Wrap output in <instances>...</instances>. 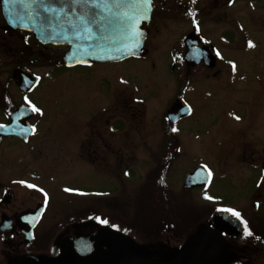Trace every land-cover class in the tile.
I'll use <instances>...</instances> for the list:
<instances>
[{
	"label": "flooded vegetation",
	"instance_id": "obj_1",
	"mask_svg": "<svg viewBox=\"0 0 264 264\" xmlns=\"http://www.w3.org/2000/svg\"><path fill=\"white\" fill-rule=\"evenodd\" d=\"M152 1L153 12L148 27L149 36L142 54L137 58L148 57L147 43L156 33L158 36L152 40L153 44L157 39H161V50L170 54L177 53L171 56L172 69L181 67L175 72L183 76L180 83L184 85V91L190 90L197 82L221 86L224 91H234L238 65H245L249 60L254 59L250 53L253 47L248 46L249 42L257 46L264 45V0ZM0 46L2 48L0 63L5 58L11 62V73L0 85V114H3V116L0 115V125H9L16 111L26 107L31 109L28 124L33 129V134H29L26 140L16 136L0 135V264H116L122 256L132 255L134 258H140L142 256L140 238L131 228L133 223H126L122 217L113 218L104 215L105 213H98L92 209L91 205L87 212L81 215L75 211L68 212L69 215L58 217V219H56L57 216L48 218L53 211L50 212V209L54 208L55 195L48 186L39 181L45 176L44 170L52 171V169L41 171L25 167L30 160L39 159L32 157L31 152L37 151L39 155H42L40 149L45 150L46 142H41V146L37 148L38 137L44 135V132H41L42 128L69 127L62 119L66 112L56 109L46 111L43 107L31 102L30 95L36 91L45 76L38 75L33 65L37 66L46 60L51 63L52 69L75 70L81 67L90 68L94 64L67 67L63 62V56L68 47L42 45L32 33L9 27L2 15L1 6ZM50 50H53L54 58L44 59L45 53ZM213 62L214 67H210L209 64ZM18 68H25L41 78L32 91L24 93L16 85L13 72ZM100 75H103L101 81L110 89L107 99L103 103H96V106L92 104L84 115L80 116L78 111L71 112L73 120L70 126L74 133L75 156L83 162L79 164L77 173L94 174L93 170L105 172L107 181L114 184V189L100 196L101 199H105L101 202L105 207L120 209L125 207L126 203L125 177L130 175L135 177L136 173L126 170L125 153L118 151L115 160L107 159L109 154L102 159L96 158L97 150L94 145L93 131L94 128L101 127L113 136L125 131L126 93L121 79L115 85L110 73ZM8 81L16 86L18 95L13 93L12 89L5 87ZM241 91H246V88ZM258 94H262L264 102V76L261 77L257 86L248 88L246 93V107L264 112V104L251 103L252 98ZM186 96L182 99L190 107V115L171 124L166 113L169 126H176L192 116L193 109L186 101ZM178 99H175L170 107ZM33 106L39 111H33ZM244 120L247 123L244 137L232 143L230 150L223 152L222 155L225 157L218 159L219 172L226 177H232L231 189L237 193L236 199L224 201L209 216L197 221L199 229L191 234L189 233L191 224L187 223V230L182 234H176V237L182 238L183 241L175 247L171 243L175 235V227L164 220L163 225L155 231L154 238L165 239L162 249L159 248L162 258L156 259L159 262L170 263L178 260L183 247L189 240L197 233L208 230L224 242L222 253L215 264H264V121H254L252 113ZM10 140H15L18 146L25 149L24 153L18 155L22 167L14 173L9 170L10 163L13 161L11 145L8 144ZM158 141L153 152L156 167L152 168L149 174V178L153 174L154 198L158 197L163 207L170 209L176 205L184 208L186 203L196 204L192 200L194 195L187 201L180 202L175 199L179 195L174 194L170 183L169 176L173 162L180 155L173 152L170 145L182 143L178 137L173 138L167 135ZM112 145L111 141L105 142L109 151L114 150ZM161 148L164 150L159 152ZM97 161L101 164L95 167ZM196 168L189 171L186 176ZM18 174L21 177H17ZM212 174L214 179L213 171ZM200 188L202 187L184 189L182 192L188 194L187 192ZM19 189L23 192H19ZM40 206H45L41 217L32 218V213ZM224 209H232L238 212L240 217L237 218ZM219 213L229 215L228 231H223L221 227L213 223L214 216ZM188 216L189 214L186 221ZM44 219L48 222L43 223ZM48 223L50 225L46 227ZM245 223L252 233L250 236L245 235ZM234 224L237 225L238 230L233 227ZM70 239L78 242L72 243L70 247ZM91 243H94L92 251H90Z\"/></svg>",
	"mask_w": 264,
	"mask_h": 264
},
{
	"label": "rangeland",
	"instance_id": "obj_2",
	"mask_svg": "<svg viewBox=\"0 0 264 264\" xmlns=\"http://www.w3.org/2000/svg\"><path fill=\"white\" fill-rule=\"evenodd\" d=\"M156 36H158L156 33L153 34L151 41L147 43L146 59L132 58L121 63L94 64L90 68L81 67L75 70L52 69L51 63L46 60L37 66L33 65L38 75L45 76L36 91L30 95L31 102L46 111L56 109L66 112L62 119L69 127L42 128L41 132H44V135L38 137L37 148L41 146V142H46L45 150L40 149L42 155L37 151L31 152L32 157L39 159L30 160L25 166L41 171L52 169V171L44 170L45 176L39 181L48 186L55 195L54 208L50 209V212L53 211L48 218L57 216L58 219L69 215L68 212L75 211L81 215L92 205V209L98 213H105L104 215L113 218L119 216L126 223H133L131 228L140 238L142 252L151 255L153 259L162 257L160 249L165 239L154 238L155 231L163 225L164 220L175 227V235L171 240L175 247L183 241L182 238H177L176 234L185 232L187 223L191 224L189 230L191 234L199 229L197 221L209 216L224 201L236 199L237 193L231 189L232 177H226L219 172L218 159L225 157L222 154L230 150L232 143L244 137V132L247 131V123L244 119L247 115L251 116L252 113L254 121H264V112L246 107L247 89L257 86L264 76V45H254L250 52L254 59L249 60L245 65H238L234 91H224L221 86L216 87L205 82H197L190 90L184 91V85L180 83L183 76L176 74V70L181 67L172 69L171 56L177 53L170 54L161 50V39H157L153 44L152 40ZM1 51L0 46V55ZM52 51L45 53L44 59L54 58ZM0 66V85H2V81L4 83L11 73V62L5 58ZM101 73H110L115 85L121 79L126 93L125 131L114 136L101 127L94 128L93 131L96 158L102 159L109 154L107 159L115 160L118 151L125 153L126 170L136 173L135 177L134 175L125 177L126 203L125 207L120 209L105 207L101 202L105 199H101L100 196L114 189V184L107 181L105 172L93 170L94 174L77 173L79 164L83 162L75 156L74 133L70 126L73 120L72 111H78L80 116L84 115L92 104L96 106V103H103L107 99L110 89L101 81L103 76L100 75ZM5 87L12 89L13 93L18 95L14 84L8 81ZM245 88L246 91H241ZM185 95H187L186 101L192 106V116L168 128L166 113L171 108L170 105L175 99L183 98ZM261 96L262 94L254 96L251 103L263 105ZM168 130L173 138L178 137L182 143L170 145L173 152L180 154L173 162L169 176L174 194L179 195L175 199L180 202L187 201L194 195L192 200L196 202V204L186 203L184 208H179L178 205L173 206V209L163 207L161 200H158V197L154 198V188L150 183L153 174L150 178L149 174L152 168L156 167L153 152L159 143L158 140L166 135ZM109 141L113 142L114 150L109 151L105 146V142ZM8 144L11 145V153H13L9 170L14 173L22 167L18 155L24 153L25 149L18 146L15 140L8 141ZM163 150L161 148L159 152ZM96 163L95 167L101 164L99 161ZM200 165L211 169L215 178L210 185L184 194L182 191L185 189L183 183L185 184L184 178L188 176L186 174ZM16 176L21 177L19 174ZM19 192L22 193V189H19ZM188 214L190 218L188 216L186 221ZM45 222H48L47 219H44L43 223ZM49 225L48 223L46 227Z\"/></svg>",
	"mask_w": 264,
	"mask_h": 264
},
{
	"label": "water",
	"instance_id": "obj_3",
	"mask_svg": "<svg viewBox=\"0 0 264 264\" xmlns=\"http://www.w3.org/2000/svg\"><path fill=\"white\" fill-rule=\"evenodd\" d=\"M0 5L9 27L32 33L45 46L69 47L63 56V62L69 68L117 63L139 57L149 36L148 27L153 12L152 0H96V6L84 0L80 3L76 0H0ZM214 65V62L209 64L210 67ZM13 80L22 92L27 93L38 85L41 78L25 68H18L13 72ZM30 110L19 108L9 125H0V135L26 140L29 134H33L28 124ZM190 113L188 104L179 98L169 109L167 118L171 124H175ZM208 172L211 171L206 166L197 168L185 179L184 188L209 185L212 172L210 177ZM205 178L206 183L197 182ZM44 209L45 206L38 207L32 213V218L39 219ZM213 223L228 231L229 215L219 213L214 216ZM75 242L78 241L70 239L69 246ZM93 246L94 243H91L90 251ZM223 247V240L206 230L189 240L176 261L162 263L158 261L162 257L156 260L142 252L140 258L122 256L116 264H215Z\"/></svg>",
	"mask_w": 264,
	"mask_h": 264
},
{
	"label": "snow or ice",
	"instance_id": "obj_4",
	"mask_svg": "<svg viewBox=\"0 0 264 264\" xmlns=\"http://www.w3.org/2000/svg\"><path fill=\"white\" fill-rule=\"evenodd\" d=\"M77 3H80L81 0H76ZM85 3H91L93 6H96V0H84ZM249 47H254V45L249 42ZM234 70H235V66H233ZM32 110L33 111H39V109L35 108V106L32 107ZM190 111V110H189ZM237 119H239V117H237ZM173 131H176V129H173ZM208 176L210 177L211 176V172H208ZM197 182H207V179L205 178L204 181H197ZM29 187H34L32 185H29ZM206 198H209V197H206ZM224 211H228L230 212L233 216H236L237 218L240 217V214L232 209H224ZM244 231H245V235H252V233L247 229V225L245 223V228H244Z\"/></svg>",
	"mask_w": 264,
	"mask_h": 264
},
{
	"label": "trees",
	"instance_id": "obj_5",
	"mask_svg": "<svg viewBox=\"0 0 264 264\" xmlns=\"http://www.w3.org/2000/svg\"><path fill=\"white\" fill-rule=\"evenodd\" d=\"M166 123H167V127L169 128V125H168V122H167V121H166ZM166 135H167L168 137H172V136H171V133L169 132V130H168V133H167ZM149 180H150V179H149ZM149 180H148V183L150 182ZM152 181H153V180H152ZM150 183H151V185L153 186V182H150ZM195 215H197V214H195ZM195 215H194V216H195Z\"/></svg>",
	"mask_w": 264,
	"mask_h": 264
}]
</instances>
